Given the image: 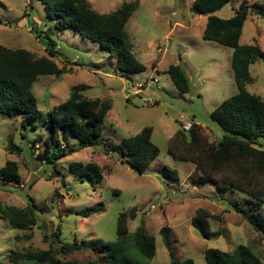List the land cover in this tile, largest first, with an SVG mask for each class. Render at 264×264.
<instances>
[{
	"label": "rangeland",
	"instance_id": "374dc122",
	"mask_svg": "<svg viewBox=\"0 0 264 264\" xmlns=\"http://www.w3.org/2000/svg\"><path fill=\"white\" fill-rule=\"evenodd\" d=\"M87 1L91 9L110 13L123 2L135 0ZM136 1L138 7L125 28L135 57L146 69L125 77L116 69V59L107 56L99 44L81 38L73 30H56L38 0H0L1 45L27 49L38 59L47 57L58 67L70 69L69 73L36 78L32 92L40 112L34 121L23 126L19 116L9 118L0 113V167L7 160H14L20 175L17 183H0V202L25 207L27 201L20 189L35 181L26 191L37 205L36 225L30 230L13 228L0 214V264H9L16 254L28 250H47L51 244L58 248L60 243L52 235L58 225L64 242L76 238L92 245L94 240H117L118 215L133 206L136 212L133 219H128L129 234L143 223L155 239V255L147 264H171L169 251L173 252L177 264L186 259L205 264V249L231 252L240 244L264 258V237L254 231L239 212L243 208L252 213L247 195L231 188L220 189L216 185L218 181L200 183V171L195 164L178 158L186 154L182 139L176 135L182 130V118H191V123L200 124L206 139L213 143L222 136L221 128L209 114L237 92L231 68L232 48L202 38L207 15L194 9L193 0ZM243 2L250 7L239 42L257 44L264 51V0H236L215 11L214 15L228 18ZM31 21L37 30L50 32L55 42V56L50 57L31 33ZM169 65H180L185 71L190 80L188 93H180L173 86L167 72ZM249 72L252 82L246 89L264 99V61H254ZM77 84L84 86L82 94L88 98H109L111 109L103 122L100 135L104 137L99 136L96 145L82 146L70 136L68 142L72 150L66 148L70 152L55 161L60 171L56 174L53 164L39 160L38 156L46 158L41 142L29 149L30 141L39 135L47 136V111L65 101L69 89ZM32 123L37 125L36 129L32 128ZM145 126L152 127L151 141L159 148V154L143 173L121 162L123 155L119 151L103 153V148L112 150L113 141L133 136ZM183 132L188 141V132ZM169 147L177 157L168 152ZM261 148L264 150V143ZM71 162L96 163L103 171L101 184L93 189L87 179L81 181L74 177L68 169ZM165 166L175 170L177 179L164 172ZM98 202L103 203V212L89 217L75 213ZM198 208L213 215L209 223L216 234L214 237L203 238L191 225ZM253 214L264 218V204ZM162 226L170 229L169 250L159 234ZM44 234L48 238H44ZM129 253L134 255L133 250ZM58 257L64 262L84 263L96 260L98 254L90 248H81L59 253ZM18 264L33 263L21 261Z\"/></svg>",
	"mask_w": 264,
	"mask_h": 264
},
{
	"label": "trees",
	"instance_id": "16d2710c",
	"mask_svg": "<svg viewBox=\"0 0 264 264\" xmlns=\"http://www.w3.org/2000/svg\"><path fill=\"white\" fill-rule=\"evenodd\" d=\"M38 1L43 5L47 18L56 30H73L81 38L99 44L107 56L116 59V69L122 76L130 77L131 74L146 69L135 57L125 28L138 7V1L123 2L118 9L110 13H99L91 9L87 0ZM234 1L236 0H193L194 9L207 15L202 38L232 48L231 68L237 92L225 98L209 114L210 119L222 130L220 140L217 143L207 140L200 124L194 122L187 131L188 141H185V133L182 130L176 132L186 151V154L178 158L195 164L200 171V183L218 181L216 185L220 189L231 188L247 195V203L252 213L243 208H240L239 212L253 230L264 237V218L253 214L264 204V150L261 148L264 143V99L246 89V85L252 82L249 66L258 59L264 61V51L257 44L239 42L250 7L245 2L232 8L233 15L228 18L214 15L215 11ZM258 13L262 14L263 11ZM30 25L31 33L42 44L47 54L50 57L55 56V42L50 32L37 30L33 21ZM69 72L70 69L58 67L47 57L38 59L27 49H12L0 44V113L9 118L19 116L23 126L34 121L40 112L32 92L36 78L40 75ZM167 72L173 86L180 93L189 92L190 80L180 65H169ZM83 90L82 84L73 85L69 89L67 99L47 111V136L43 138L39 135L30 141L29 149L41 142L46 158L38 156L39 160L45 164H53V172L56 174H60V171L56 169L55 161L72 150L68 142L70 136L77 139L82 146L96 145L100 140L104 119L111 109L109 98H88L82 94ZM32 128L36 129L37 125L32 123ZM151 134L152 127L145 126L133 136L125 137L120 142L113 141L112 150L103 148V153L108 155L119 151L123 155L121 162L128 164L134 171L143 173L159 154V148L151 141ZM69 147L71 149L67 151L66 148ZM168 152L177 157L171 147ZM18 168L16 161L7 160L0 167V183L6 185V182H19ZM68 169L81 181L87 179L93 189L104 179L102 168L94 162H71ZM164 172L177 179L175 170L165 166ZM34 182L31 181L20 189L27 201L25 207L0 202V214L13 228L30 230L36 225L37 205L26 191ZM104 210L103 203L98 202L75 213L81 217H89ZM135 212L136 208L133 206L119 213L116 224L117 240H94L92 245L85 240L77 241L76 238L71 242H64L60 238L61 230L58 225L56 232L52 233L55 241L60 243L58 248L51 244L47 250H28L16 254L9 264H18L21 261L33 264H147L155 255V239L148 234L143 223L135 228L132 235L129 234L128 219H133ZM212 217L209 211L198 208L191 218V225L205 239L216 235L210 228L209 220ZM169 233L167 226L159 229L162 242L168 250L171 248ZM44 238H48L47 234H44ZM81 248H90L96 252L97 259L81 263L75 260L64 262L58 257L59 253L66 254ZM130 250L134 251V255L129 253ZM203 254L205 264H264V258H259L243 244L231 252L207 248ZM169 257L171 264H177L172 251H169ZM182 264L195 263L192 259H186Z\"/></svg>",
	"mask_w": 264,
	"mask_h": 264
},
{
	"label": "built area",
	"instance_id": "2783aa9c",
	"mask_svg": "<svg viewBox=\"0 0 264 264\" xmlns=\"http://www.w3.org/2000/svg\"><path fill=\"white\" fill-rule=\"evenodd\" d=\"M192 121L190 119H181V129L183 131H188L192 126Z\"/></svg>",
	"mask_w": 264,
	"mask_h": 264
}]
</instances>
